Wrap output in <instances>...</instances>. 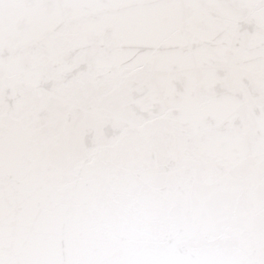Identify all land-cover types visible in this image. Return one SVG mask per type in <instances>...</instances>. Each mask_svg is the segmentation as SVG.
Returning a JSON list of instances; mask_svg holds the SVG:
<instances>
[{
  "label": "water",
  "instance_id": "obj_1",
  "mask_svg": "<svg viewBox=\"0 0 264 264\" xmlns=\"http://www.w3.org/2000/svg\"><path fill=\"white\" fill-rule=\"evenodd\" d=\"M242 2L257 6L212 14L200 9L37 10L23 30L9 31L0 42L5 53L0 56V122L14 142L18 135L47 129L42 142L64 154L57 175L68 183L75 178L84 192L118 179L131 181L158 204L170 202L175 189L160 192L163 178L189 158L193 147L230 153L238 138L218 126L257 105L235 77L258 72L264 63V0ZM245 23L251 24L247 32L240 28ZM105 29L111 30L110 51L91 49ZM42 32L46 37L32 47ZM217 33L221 49L182 48L190 38ZM213 58L225 60L232 76H219ZM129 70L141 74L135 89L125 82ZM221 84L230 90L225 95L215 91ZM166 162L173 167L157 173ZM94 230L76 208L54 199L35 221L33 242L56 259L61 253L70 257L94 243ZM138 235L145 244L157 243L146 227Z\"/></svg>",
  "mask_w": 264,
  "mask_h": 264
},
{
  "label": "snow or ice",
  "instance_id": "obj_2",
  "mask_svg": "<svg viewBox=\"0 0 264 264\" xmlns=\"http://www.w3.org/2000/svg\"><path fill=\"white\" fill-rule=\"evenodd\" d=\"M242 0H0V42L9 31H21L31 13L54 7L95 9H217L241 11ZM251 29L250 23L240 25ZM185 26H180L184 31ZM47 33L31 41L40 46ZM111 30L94 38L90 48L110 51ZM224 47L219 33L190 38L182 48L215 51ZM0 50V56L4 55ZM225 57L231 55L225 49ZM224 79L231 66L210 61ZM125 82L135 89L141 74L129 70ZM257 101L248 114L233 116L218 126L238 138L230 153L208 154L193 147L189 158L163 178L160 192L174 187L170 202L158 204L131 181L113 179L102 187L81 190L79 181L57 175L64 168L63 150L45 145L47 129L32 136H17L0 122V264H264V63L258 72L235 77ZM218 95L230 90L217 86ZM172 162L161 163L157 173L168 172ZM63 185V187H61ZM58 200L76 208L95 226L94 243L70 257L59 259L33 242L41 209ZM148 228L157 240L145 244L138 235ZM177 236L181 237L177 242Z\"/></svg>",
  "mask_w": 264,
  "mask_h": 264
}]
</instances>
